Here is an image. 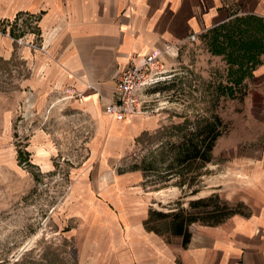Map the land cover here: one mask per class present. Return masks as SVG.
<instances>
[{
    "label": "rangeland",
    "instance_id": "obj_1",
    "mask_svg": "<svg viewBox=\"0 0 264 264\" xmlns=\"http://www.w3.org/2000/svg\"><path fill=\"white\" fill-rule=\"evenodd\" d=\"M34 20L28 18L25 32L34 33L36 44ZM8 23H0V31L10 28L19 40V22ZM209 34L179 45L173 79L152 89L154 108L166 115L162 127L134 138L121 121L113 118V136L57 92L47 97L25 86L30 71L19 54L0 57V264H119L127 227L150 208L198 211L190 209V199L211 194L241 210L239 197L254 167L237 151L239 89L234 95L224 90L233 65L210 50ZM215 114L226 128L194 183L196 193L175 185L176 175L164 179L168 158L147 178L129 170ZM131 250L128 243L125 253L131 256Z\"/></svg>",
    "mask_w": 264,
    "mask_h": 264
},
{
    "label": "crops",
    "instance_id": "obj_2",
    "mask_svg": "<svg viewBox=\"0 0 264 264\" xmlns=\"http://www.w3.org/2000/svg\"><path fill=\"white\" fill-rule=\"evenodd\" d=\"M28 18H35L36 44L34 33L25 32ZM236 18L264 23V0H0V23L19 22L23 32L16 40L10 28L0 31V57L22 56L30 71L25 86L47 97L57 92L114 136L103 106L116 99L118 75L133 57L181 45ZM163 60L171 67L173 59ZM238 89L237 151L254 167L239 197L241 210L218 223L192 222L186 246L180 236L168 241L146 230V213L127 227L119 264H264V50ZM157 108L118 120L125 134L134 138L162 127L166 115Z\"/></svg>",
    "mask_w": 264,
    "mask_h": 264
},
{
    "label": "trees",
    "instance_id": "obj_3",
    "mask_svg": "<svg viewBox=\"0 0 264 264\" xmlns=\"http://www.w3.org/2000/svg\"><path fill=\"white\" fill-rule=\"evenodd\" d=\"M2 32L5 33V30ZM208 33L211 36L210 50L214 54H222L229 66L233 65L227 72L231 84L225 85L224 90L227 94L234 95L233 91L239 88L246 75H249L252 68L260 61V54L264 50V23L261 20L246 21L236 18L229 24L214 26L205 32ZM225 128L226 124L218 114L202 117L188 128L178 142L160 146L150 154L149 160H144L142 165H133L129 170H139L142 172V177L147 178L148 172L158 171V165L168 158L171 163L168 164L166 169L168 174L164 179L176 175L178 179L175 185L186 187L191 193H196L198 189L194 188V183L198 181L204 165L212 160L211 153ZM218 199L217 195L211 194L190 199V209L198 211H190L182 207L171 211L150 208L143 221L144 228L165 235L168 241L180 236L181 244L186 246L191 237L188 227L192 222L218 223L239 211Z\"/></svg>",
    "mask_w": 264,
    "mask_h": 264
},
{
    "label": "built area",
    "instance_id": "obj_4",
    "mask_svg": "<svg viewBox=\"0 0 264 264\" xmlns=\"http://www.w3.org/2000/svg\"><path fill=\"white\" fill-rule=\"evenodd\" d=\"M196 40L195 34L190 35ZM179 48L178 43L166 45L161 51L147 52L133 57L118 75L116 99L106 102L103 112L116 120H123L129 114H150L155 112L152 104V89L168 84L176 74L172 64L167 67L163 58L174 59Z\"/></svg>",
    "mask_w": 264,
    "mask_h": 264
}]
</instances>
